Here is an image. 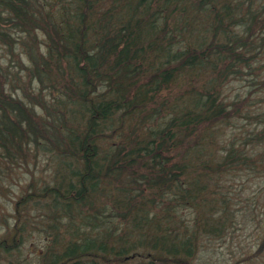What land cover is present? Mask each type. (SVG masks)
Returning a JSON list of instances; mask_svg holds the SVG:
<instances>
[{"label":"trees","instance_id":"obj_1","mask_svg":"<svg viewBox=\"0 0 264 264\" xmlns=\"http://www.w3.org/2000/svg\"><path fill=\"white\" fill-rule=\"evenodd\" d=\"M255 2L258 8L244 9L240 3V9H235L232 5L238 0H0V12L6 14L0 15V42L10 44L13 50L12 40L20 41L16 47L22 59L18 56L16 61L22 64V79L26 80L24 86L16 82L10 89L2 83L10 79L8 74L0 81V171L6 165L2 158L13 162L26 157L32 144L33 150H55L59 163L64 162V173L70 175L66 182L56 179L42 185L46 202L40 208L48 210L51 229L56 225L45 247L46 264H214L206 254L204 240L224 237L223 244L229 246L234 237L230 230L236 225L237 237H249V242L246 256L240 252L241 259L233 258L236 247H228L232 263L248 259L264 264V182L252 186L249 193L242 192L238 199L217 178L220 173L242 168L251 178L264 174V129L245 135L240 148L223 150L221 158L205 146L207 137L200 143L195 139L202 135L197 131L203 120L225 116L226 110L220 99L211 95V88L217 89L218 74L223 77L228 71L224 65L227 53L235 48L241 53L247 46V38L235 35L233 46L228 39L230 45L221 41L215 48V42L204 48L205 39L198 34L224 30L221 40H227L231 31H226L225 20L241 16L247 34L256 29L251 40L264 44V0L249 4ZM173 18L176 22L172 23ZM31 20H35L33 25ZM26 22L29 27L39 26V34L48 35L41 53H29L24 36L17 37L19 31L29 33L24 29ZM237 41L243 43L236 45ZM137 60L140 63L136 64ZM53 62L66 63L79 89L78 100L73 102L76 108L68 102L62 104L67 128V147L63 148H58L60 142L52 134L63 122L61 116L53 113L49 101L37 97L45 84L56 89L53 97L64 95L63 88L52 84ZM183 71L189 75L184 76ZM203 72L214 77L204 83L190 77ZM143 75L149 76L147 83L141 80ZM172 83L189 91L201 85L206 98L198 102L199 94L196 102L181 110L169 108L170 114L157 126L145 123L135 129L134 112H143L144 104L154 102L157 91ZM159 105L151 110L162 109ZM122 116L129 118V127H123L125 121L118 122ZM83 121L85 134L89 133L84 138L73 136ZM102 130L113 132L110 140L116 132L122 142L118 148L106 150L105 146V157L99 160L97 137ZM51 137L53 141L48 142ZM250 142L263 148L249 154L246 146ZM179 145L191 149L189 158L177 159L174 151ZM67 149L81 161L63 160L62 151ZM95 157L100 162L93 161ZM123 166L130 168V180L111 187L112 177H118ZM211 170L214 174L210 177ZM102 180L107 182L98 192ZM93 192L107 207L106 216L86 218L79 231L72 223L80 209L98 206L91 201ZM107 198L116 210L106 206ZM60 213L68 216L64 226ZM112 215L122 217L121 226L112 225ZM17 219H23L20 227L24 231L29 219ZM64 230L74 234L67 235ZM221 254L225 255L219 252L218 256Z\"/></svg>","mask_w":264,"mask_h":264},{"label":"rangeland","instance_id":"obj_2","mask_svg":"<svg viewBox=\"0 0 264 264\" xmlns=\"http://www.w3.org/2000/svg\"><path fill=\"white\" fill-rule=\"evenodd\" d=\"M249 1L251 0H238V4H234L232 6L235 9H240V3H244V9L247 6L258 8L257 2L249 4ZM2 14L4 13L0 12V15ZM146 19L147 21H150L148 17ZM244 20L245 18L241 16H235L232 19L225 20L223 25L228 26L226 31H231V34L229 33V38L227 37V40H221L224 37V30L215 32L209 31L206 34L201 32L198 34L200 38L205 39L204 48L210 47V45H213L214 42L216 44L213 45V48H215L217 44L218 46L220 45L221 41L225 42V45H227V43L230 45V41H228V39L231 40L235 35L241 36L242 40L247 38L245 41L247 46H243L241 48V53L240 49L238 48H235V50L232 49L227 53L226 62L224 65H227L228 71L223 77L218 74L220 77L218 81L219 87H217V89L216 87L211 88V90L213 89L211 95L214 94V98L216 97V99H220L222 102V105L226 110L225 116L217 114L219 116L218 118H207L198 124L199 127L197 132L199 135H202L198 138H195L196 141L200 143L207 137L203 142H205V146L209 147V151H212L216 158H221L223 156V150H229L230 148H240L241 145L244 144L243 140L245 135L250 136L253 134V132H259L264 129V44H260L259 46L255 44L257 42L259 43V39L255 40L254 42L251 40V34L256 29H249L250 32L247 34V28L245 25H243ZM34 21L35 20H31L30 25H33ZM170 22H176V19L173 18V20ZM8 23L11 22H5V24ZM38 28L39 26L29 27L28 22H26L24 29L29 30V33L22 31L17 33V35H19L17 37L24 36L28 42L29 53H41V50L46 48L48 35L47 33L44 35L39 34L37 32ZM191 34L192 30L188 32V36ZM194 35H192L191 38ZM12 41V44L15 42L13 50H11L10 44L8 45L4 42H0V81L3 80L8 74L10 79H5V81L2 83L5 85L8 84L7 87L9 89L11 88V85L15 84L16 82H20L22 86H24L26 82L25 79H22V64L16 61L18 56L21 55L19 54V51L16 47L17 43H20V41H14V39ZM240 43L242 44L243 42L237 41L236 45H239ZM233 45L234 42L231 40V46ZM194 50L195 49L193 48L191 54H194ZM239 56L244 58H242V60H238L237 57ZM20 59H22L21 56ZM135 63L138 64L140 61L137 60ZM52 68L54 72L52 84H57L58 89H64L63 97H53L56 93V89L49 88L47 84L44 86L42 85L44 89L40 91V95L38 94L39 96L37 97H42V99L49 101L52 105L53 113L58 114L59 117L61 116L62 118V104L64 102H68V104H70L68 105L69 107L76 108L73 102L78 100L79 89L75 87V79L71 77L72 73L70 72L69 68L66 67L65 62L61 64L58 62H53ZM183 73L184 76L185 74L189 75L188 71H183ZM145 76L146 75H143L141 80L147 83L146 80L149 76ZM192 76H194L193 79L196 78L197 80H202L203 83L208 78L214 77L213 74L210 76L207 74L204 75V72L203 74L194 73L193 75H190V77ZM64 78L66 79V82ZM11 81L15 82L13 83ZM129 81L130 80H128V82ZM36 85H38V83ZM193 85L196 87L197 83H194ZM27 92L34 94V92L30 89H28ZM206 93V89L201 85L196 90L189 91L187 87L174 86L173 83L167 88L158 90L154 102L144 104L143 112H134L133 116H136L135 129L139 128L145 123L148 125V127L157 126L160 123L161 118L164 120L170 114V111L168 110L169 108L175 107L176 109L181 110L191 104V101L196 102L198 100L199 94L201 98L198 102H202L206 98ZM209 93L210 91L208 94ZM71 95L75 96L74 98L69 99ZM158 104H160L158 107H161L162 109L152 111L151 109ZM64 113H66L65 115H68L69 111L66 110ZM126 118L127 116H122L118 121H125L123 122V127H129L128 123L130 121L129 118ZM84 124L85 123L83 121L79 127L75 128V133L73 136L84 138L89 133L88 132L85 134L87 130ZM206 128H209V130H206ZM103 130L97 137L98 144L101 147L99 160H101L103 155L105 157V146L106 150L109 148V146L111 148H118L119 146L117 144L122 142V140L117 139L116 132L110 140V134L113 132H103ZM66 133L67 128L64 120L52 130V134L56 140L60 142L58 145L61 146H58V148L67 147L65 142ZM47 141L52 142L53 138L51 137ZM49 144L51 147L53 146L51 143ZM30 146L28 147V153L30 155H27L26 157L22 156L13 160V162L2 158V160L6 163V165L2 166V170L0 171V244L2 245H0V262L2 263L10 262L13 264H46L45 247L50 239V234L55 232L54 229L56 228V225H53V229H51V223L49 222L51 216L49 219V216L46 214L48 210L40 208L46 202V200H43L41 195L42 185L45 183H53V181L56 179L66 182L70 178V175L64 173V162L59 163L58 155L56 152L53 153L55 150L52 148H48L49 151H44L42 149L33 150ZM262 148L263 146L258 144L254 145L251 142L249 143V147L246 146V150L249 154H254ZM190 151L191 149L186 151L185 145H179L178 148L175 149L174 154L177 159L183 160L185 157L189 158ZM115 154H118V152H115ZM62 159L70 163H73V161L79 163L81 161H77L70 149L62 151ZM97 160L98 159L96 157L93 158V161ZM113 160L114 161H112V165L115 164V159ZM129 170V167H121L119 176L112 177V179L115 181H111V187L116 186L117 183L124 184L128 182L130 180ZM243 171V168L240 171L235 169L234 171H227L223 174L220 173L218 175L219 177H217L218 180L227 187L228 191L230 190L236 193L238 199L240 198V194L242 192L244 194L249 193L253 189L252 186L257 187L259 184L264 182V174L251 178V176H246L244 173H242ZM213 174L214 170H211L210 177ZM243 179L244 182L242 184ZM106 182L107 181L105 180L103 182L99 181L97 189L98 192L102 191V186H104V184L106 185ZM239 186L243 187L244 189H240ZM24 196H26L25 199H22ZM96 196H98L96 195V192H93L91 201L98 205L96 208H81L78 215H76L72 224L77 230L80 231L85 226L86 218L90 219L95 215H105L107 207H104V203L101 201L99 203ZM116 197L118 198L119 195L116 194ZM27 199H29V202L25 204ZM32 199L33 202L31 203L30 200ZM107 204L114 208L112 201H108V198L106 199V206ZM114 210H116V208H114ZM190 211L192 212V210ZM111 214L112 213L109 212L107 215L110 216ZM18 216H21L22 218L25 216L27 219H29L24 231L20 227V223L23 219H17ZM60 218L63 225V220H66L68 216L65 213H60ZM110 218L112 219V225H122L120 223L122 217H116L112 215ZM231 231L234 232L232 233L234 237L231 238L232 242H230L229 246L227 244H223L224 237L221 240L217 237H213L210 240L202 237L201 242H203L205 239L204 245L207 250L206 254L212 256L214 264H253V262L248 259L232 263L228 247H236L235 252L237 253L233 258L237 256L238 259H241L243 255L246 256V250H248V247L246 246L249 242V237L244 238L241 235L237 237V225L233 230H230V232ZM63 232L67 235L74 234L67 230H64ZM84 234L80 235L83 236ZM241 251L244 252L243 255L240 253ZM219 252L224 253L225 255H219L221 260L216 261V258L219 257ZM260 261H262V258Z\"/></svg>","mask_w":264,"mask_h":264}]
</instances>
